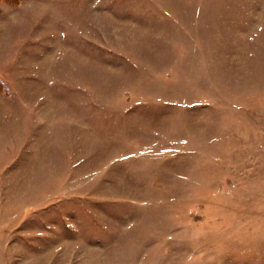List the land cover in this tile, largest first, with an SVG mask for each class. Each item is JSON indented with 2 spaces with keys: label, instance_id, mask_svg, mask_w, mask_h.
I'll return each instance as SVG.
<instances>
[{
  "label": "rangeland",
  "instance_id": "obj_1",
  "mask_svg": "<svg viewBox=\"0 0 264 264\" xmlns=\"http://www.w3.org/2000/svg\"><path fill=\"white\" fill-rule=\"evenodd\" d=\"M0 0V264H264V0Z\"/></svg>",
  "mask_w": 264,
  "mask_h": 264
},
{
  "label": "trees",
  "instance_id": "obj_2",
  "mask_svg": "<svg viewBox=\"0 0 264 264\" xmlns=\"http://www.w3.org/2000/svg\"><path fill=\"white\" fill-rule=\"evenodd\" d=\"M6 1H12L11 3H16L18 0H6Z\"/></svg>",
  "mask_w": 264,
  "mask_h": 264
}]
</instances>
